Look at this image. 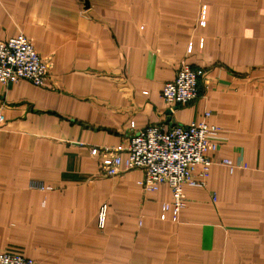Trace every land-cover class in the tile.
I'll use <instances>...</instances> for the list:
<instances>
[{"label":"crops","instance_id":"crops-1","mask_svg":"<svg viewBox=\"0 0 264 264\" xmlns=\"http://www.w3.org/2000/svg\"><path fill=\"white\" fill-rule=\"evenodd\" d=\"M19 33L52 66L43 86L0 83V249L35 264H264V0H0V40ZM180 62L198 95L170 113L161 90ZM202 120L222 139L208 155L233 167L185 183L176 220L141 169L97 175L100 147Z\"/></svg>","mask_w":264,"mask_h":264},{"label":"built area","instance_id":"built-area-1","mask_svg":"<svg viewBox=\"0 0 264 264\" xmlns=\"http://www.w3.org/2000/svg\"><path fill=\"white\" fill-rule=\"evenodd\" d=\"M52 62L49 57L41 56L30 39L22 34L0 40V83L16 84L28 81L43 86L51 75ZM199 72L185 62H180L174 78L164 83L161 97L169 112L175 105L191 102L198 95ZM209 112L204 113V118ZM2 116H0V120ZM171 123V122H170ZM219 127L204 120L188 124L160 122L148 125L133 132L127 142L119 147H100V156L109 157L100 162L97 175L112 179L125 170L139 168L143 171L139 184L143 190H156L160 184H167L171 200L162 205L170 211L174 220L184 206L183 192L185 183L204 184V179L212 165L233 167L227 159L215 160L208 155L215 151L222 141ZM121 154H124L122 158ZM200 166L198 176L195 169ZM29 188L48 189L38 181H29ZM106 205L99 207L97 222L103 227L106 219ZM0 264H35L31 258L19 251L0 249Z\"/></svg>","mask_w":264,"mask_h":264},{"label":"rangeland","instance_id":"rangeland-1","mask_svg":"<svg viewBox=\"0 0 264 264\" xmlns=\"http://www.w3.org/2000/svg\"><path fill=\"white\" fill-rule=\"evenodd\" d=\"M88 8V7H87ZM87 11V10H86ZM86 11H84V13H86ZM19 34H21V33H19ZM18 35V34H17ZM23 35V34H22ZM16 36V35H15Z\"/></svg>","mask_w":264,"mask_h":264}]
</instances>
